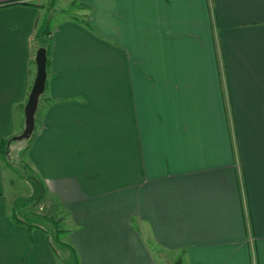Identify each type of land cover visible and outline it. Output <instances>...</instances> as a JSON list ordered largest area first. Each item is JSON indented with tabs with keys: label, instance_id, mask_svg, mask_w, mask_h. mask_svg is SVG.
I'll return each instance as SVG.
<instances>
[{
	"label": "crops",
	"instance_id": "0c3cea01",
	"mask_svg": "<svg viewBox=\"0 0 264 264\" xmlns=\"http://www.w3.org/2000/svg\"><path fill=\"white\" fill-rule=\"evenodd\" d=\"M27 1L0 0V139L22 131L36 72L48 0ZM74 1L54 19L22 156L62 249L10 217L20 196L6 181L27 178L0 158V264H71L68 247L77 264L174 251L264 264V0Z\"/></svg>",
	"mask_w": 264,
	"mask_h": 264
},
{
	"label": "trees",
	"instance_id": "16d2710c",
	"mask_svg": "<svg viewBox=\"0 0 264 264\" xmlns=\"http://www.w3.org/2000/svg\"><path fill=\"white\" fill-rule=\"evenodd\" d=\"M18 1H10L5 4H12V3H17ZM20 3H29L27 0H19ZM46 8V13L41 14L38 16L35 26H34V33L31 38V43L33 44V51L35 52L38 47H45L46 49V72L48 70V63H49V52H50V46L52 42V33H53V27L51 26V14L49 13V9L51 10L53 8V0H48L46 4H44ZM86 20V19H85ZM84 20V21H85ZM86 24V23H85ZM32 63L35 64L34 59L32 60ZM44 93V91L39 95L38 97V102L41 97V95ZM38 109V105H37ZM37 109L35 111V123L37 120ZM35 123H34V128L32 132L28 135V139L31 137L33 134V131L35 130ZM25 125V123H24ZM24 128V126H23ZM23 130V129H22ZM22 132V131H21ZM20 132V133H21ZM19 134V133H17ZM15 134V135H17ZM13 136L6 137V138H1L0 139V158L1 161L3 162V165L5 168H8L10 170L15 171L17 166L20 165L21 169H23V175L27 178V182L29 183L32 193L28 197H17L12 206L10 207V217L15 221V222H22L25 223L29 228L30 227H43L42 223L38 221L37 219L39 218L40 220H44L47 218V215H42L41 213L37 212L36 210L30 209V207L38 206V204L42 201L43 196H44V186L37 177L36 174L32 173L30 171V168L27 166L26 163H24L22 156L23 153L27 150L28 145L22 147L20 150L22 152V156H20V161L18 164H13L10 159V151H9V145H11V141L13 140ZM26 141V142H27ZM31 217H36V220L33 221ZM49 219V218H48ZM49 221L54 224V226L57 228V221L54 218L49 219ZM52 245L56 251L61 249V243L56 240V244L54 241H52ZM63 245V243H62ZM64 246V245H63ZM70 254L73 253V256L71 257L73 262L71 264H77V259L74 254V251H71V249L68 247ZM177 264H180L177 262Z\"/></svg>",
	"mask_w": 264,
	"mask_h": 264
},
{
	"label": "rangeland",
	"instance_id": "374dc122",
	"mask_svg": "<svg viewBox=\"0 0 264 264\" xmlns=\"http://www.w3.org/2000/svg\"><path fill=\"white\" fill-rule=\"evenodd\" d=\"M69 1H73L69 4ZM77 2L74 0H53V8L50 10L49 13L51 14V26L54 25V19L56 21L57 18H64L71 14H74L76 10H79L78 7L75 6ZM78 6L80 7V3L78 2ZM14 136V135H13ZM27 138L22 139H13L11 141V145H9V151H10V159L13 164H18L20 161V156H22V152L20 151L24 144L26 143ZM23 159V158H22ZM7 180H8V174L6 173ZM7 185L9 186L11 192L13 194H18L20 197H28L32 193L31 187L28 185L27 180H21L18 177L15 178L14 184H10L8 181ZM46 201L44 196L42 201L38 204V206L30 207L32 210H36L37 212L41 213L42 215H52V207H56L55 204H52L51 202ZM47 204H51L47 206ZM57 217V215H56ZM33 221L36 220V217H31ZM40 222H43L42 224L45 226V228L49 231L50 237L52 241L56 244V240L58 239L56 237L55 229L56 227L54 224H50V222H44L37 219ZM58 228V225H57ZM62 249V248H61ZM59 248V250H61ZM161 259L162 264H177L179 262L180 264H186V258L181 254L180 251H174V252H167L166 258ZM181 260V261H180ZM160 263V264H161Z\"/></svg>",
	"mask_w": 264,
	"mask_h": 264
},
{
	"label": "water",
	"instance_id": "95a60500",
	"mask_svg": "<svg viewBox=\"0 0 264 264\" xmlns=\"http://www.w3.org/2000/svg\"><path fill=\"white\" fill-rule=\"evenodd\" d=\"M34 61L36 65L35 77L30 88L27 101L24 105V128L21 133L14 135V139H22L28 137L34 128L35 111L38 105V97L44 91L46 80V49L38 47L35 51Z\"/></svg>",
	"mask_w": 264,
	"mask_h": 264
}]
</instances>
